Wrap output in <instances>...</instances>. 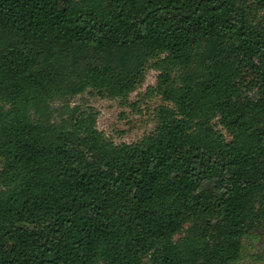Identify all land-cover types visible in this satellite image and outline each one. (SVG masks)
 <instances>
[{"label":"trees","instance_id":"1","mask_svg":"<svg viewBox=\"0 0 264 264\" xmlns=\"http://www.w3.org/2000/svg\"><path fill=\"white\" fill-rule=\"evenodd\" d=\"M261 158L264 0H0V264H236Z\"/></svg>","mask_w":264,"mask_h":264},{"label":"rangeland","instance_id":"2","mask_svg":"<svg viewBox=\"0 0 264 264\" xmlns=\"http://www.w3.org/2000/svg\"><path fill=\"white\" fill-rule=\"evenodd\" d=\"M225 41L232 42L231 37H225ZM155 71H151L143 87L130 96L134 102L139 91H144L148 84L155 82ZM72 105L91 104L100 112L98 127L112 137L116 142H132L153 127L151 115L147 113L144 103L124 104L117 99H103L92 95L88 90L77 94L71 101ZM258 170L264 169V158L257 164ZM264 202V192L257 191L254 194L252 204L257 211ZM264 217V214H263ZM236 264H264V218L254 229L242 239V249Z\"/></svg>","mask_w":264,"mask_h":264}]
</instances>
